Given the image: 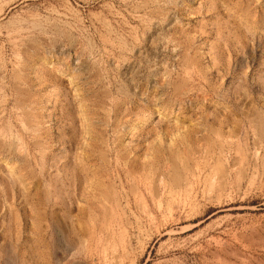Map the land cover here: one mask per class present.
<instances>
[{
	"label": "rangeland",
	"instance_id": "obj_1",
	"mask_svg": "<svg viewBox=\"0 0 264 264\" xmlns=\"http://www.w3.org/2000/svg\"><path fill=\"white\" fill-rule=\"evenodd\" d=\"M0 264H264V0H0Z\"/></svg>",
	"mask_w": 264,
	"mask_h": 264
},
{
	"label": "bare ground",
	"instance_id": "obj_2",
	"mask_svg": "<svg viewBox=\"0 0 264 264\" xmlns=\"http://www.w3.org/2000/svg\"><path fill=\"white\" fill-rule=\"evenodd\" d=\"M16 32V31H15ZM130 173V172H129ZM128 174V173H127ZM188 185V184H187ZM136 187V186H135Z\"/></svg>",
	"mask_w": 264,
	"mask_h": 264
}]
</instances>
